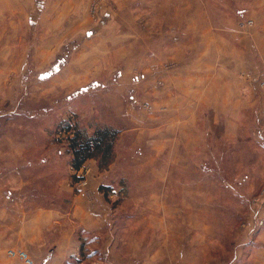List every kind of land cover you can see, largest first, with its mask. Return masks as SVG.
<instances>
[{
	"label": "rangeland",
	"instance_id": "rangeland-1",
	"mask_svg": "<svg viewBox=\"0 0 264 264\" xmlns=\"http://www.w3.org/2000/svg\"><path fill=\"white\" fill-rule=\"evenodd\" d=\"M182 1L165 9L153 0H46L44 11L59 13L51 35L49 23L31 32L19 14L23 0H0V173L19 166L27 193L13 197L27 194L37 201L27 200L29 208L56 204L58 212L38 223L52 256L45 249L33 264H259L264 0ZM201 3L220 28L208 38H221L222 48L191 46L200 35L189 36L185 51L153 48L181 7L193 17ZM166 11L172 19L160 20ZM52 36L58 44L37 62L36 42ZM173 69L186 78L175 87L167 83ZM228 70L232 90L222 83ZM64 121L89 135L116 131L108 163L96 155L77 176ZM81 183L102 202L93 206L107 219L99 231L73 217ZM64 229L67 252L56 250ZM7 250L3 264H24Z\"/></svg>",
	"mask_w": 264,
	"mask_h": 264
},
{
	"label": "crops",
	"instance_id": "crops-1",
	"mask_svg": "<svg viewBox=\"0 0 264 264\" xmlns=\"http://www.w3.org/2000/svg\"><path fill=\"white\" fill-rule=\"evenodd\" d=\"M10 1V0H7ZM45 1L46 0H23L25 4L21 5L22 11L19 12L20 17H23L25 19V23L27 27L33 32V30L37 29L38 27H42L44 24L49 23L50 28H49V33L51 35L56 34L59 28V13L58 11L54 15L53 9L49 12L46 8L45 9ZM164 2V8L165 9H170L172 8L173 2H179L180 0H153V2ZM22 2V3H23ZM152 2V1H151ZM188 0H184L181 3H187ZM53 3V2H52ZM166 3H168V6H166ZM26 5V10L25 11V16H24V7ZM167 7V8H166ZM188 6L185 5L181 7V11L179 16H174L177 20V24H169V27H164L163 31L159 30L162 34L164 33L162 38H159L158 41H156L158 44L162 43L163 46H154L153 48L160 49L164 47L165 50H168V48L172 50H179V51H185L187 48H189V36L190 35H200L199 37H195L194 43H191V46H194L196 49H210L213 51H218L219 48H222L221 46V38H218L217 40H212L211 38H208V34H216L220 32V28L218 27V24L216 25V22L213 21V17H211L210 12H207L204 9L203 3H201V6L199 7V11L192 17V15H188L186 12L183 11V8H187ZM244 12V10H242ZM241 12V11H240ZM239 12V13H240ZM159 16L160 20H169L172 19L173 13L171 11H166L164 13L160 14ZM41 25V26H38ZM232 27V24L230 27L226 28L224 31V26H222V32L228 31L229 28ZM43 28V27H42ZM55 30V31H54ZM227 34V33H226ZM204 35V37L202 36ZM53 39L43 41L40 40L36 43H38L37 46V56H40V58H37V62L39 60H43V56L45 55L44 48L45 46H48V49H51L54 44H58L55 37L52 36ZM199 42V43H198ZM227 44L229 43V40H226ZM52 43V46L50 44ZM225 43V42H224ZM209 44L212 45V47H209ZM51 47V48H50ZM261 55L264 57V49L260 51ZM219 53L216 54L215 60L218 61V63L223 64V59L218 56ZM229 61H231V65H233L234 58L233 57H228ZM229 66L228 64H225ZM43 66V64H41ZM262 67L264 69V63L262 64ZM59 69L57 70V67L55 69V73H58ZM169 78L167 79V83L171 87H175L176 83L180 81L181 79H184L186 81V78L182 76L181 73H177L174 69L170 71ZM52 76H54V70L52 69ZM233 73L232 71L228 70V75L225 80H223V84L231 87V90L234 88V81L233 80ZM174 89H170L169 91H172ZM187 91H191L186 88ZM169 91L165 92L168 93ZM219 96V91L218 95ZM229 108V107H228ZM214 112H220V109L218 107H213L212 108ZM231 110L234 111L235 109L231 107ZM176 113L175 111H173ZM19 167V166H18ZM17 166L15 167H10L9 170L7 171V175L3 176L0 173V178L3 179V182L0 183V193L3 195V197L0 198V225L3 228V237H1L2 240H0V253L2 251H5L6 248H19L24 250L29 257H31L34 261L36 260V263L39 262L37 261L38 258L41 257L40 253L42 251L45 252L46 247V241L44 240L42 236V231L38 225L39 221L43 219L44 221H52L55 220V215H58L57 207L56 204H51L49 207L42 208L40 206H35L34 210L29 208L27 205V200L31 201L33 200V197L29 198L26 195L27 198H21L22 195H17L16 197H13L15 193L13 191H17L19 193H27V191L21 192L22 190L19 189L24 183L25 177L21 174V172H16L14 170L19 169ZM11 169V170H10ZM13 169V170H12ZM20 170V169H19ZM78 171L73 170L75 174L78 176ZM15 172V173H14ZM16 182V185H13L12 181ZM81 180V179H80ZM82 185L77 186L75 190V197L73 198L72 202V207H73V217H76L78 221H80L83 230L87 231L84 228L89 229L88 231H99L100 229L105 227L107 224V219L102 220L101 219V213H98L93 209L94 204L99 202L102 206L101 201L93 200V195L89 194L86 188H84L83 185L85 183H81ZM34 201V202H33ZM31 203H37V201L33 200ZM40 199V203H41ZM23 211V214L21 215H14L11 212V208L13 212L17 211V207ZM98 209H102L101 207ZM64 220V219H62ZM60 220L57 223V229H60ZM68 221V220H66ZM55 222V221H54ZM53 225V224H52ZM264 228V227H263ZM65 233L66 238L58 240L56 245L61 246L62 248H56V250L60 251L62 249H65L66 252L67 250V244L70 243V234L71 231H67L66 229L63 230V235ZM7 237V238H5ZM16 237V238H15ZM259 240L261 243H263L264 247V230L263 233L260 234ZM76 244V242H73ZM50 253V257L52 256V251L46 249ZM103 255L106 257L109 256L106 251H101ZM2 254V253H1ZM259 258L260 260L258 261L259 264H264V248H262L259 251ZM46 254L45 256H47ZM46 260V259H45ZM47 261V260H46ZM3 264V261L1 259ZM61 263V262H60ZM13 264H20L18 261H13Z\"/></svg>",
	"mask_w": 264,
	"mask_h": 264
},
{
	"label": "trees",
	"instance_id": "trees-1",
	"mask_svg": "<svg viewBox=\"0 0 264 264\" xmlns=\"http://www.w3.org/2000/svg\"><path fill=\"white\" fill-rule=\"evenodd\" d=\"M59 131L67 136L72 151L70 165L73 170L78 171L88 159L100 154V163H108L116 131L106 127L89 135L65 121L61 123Z\"/></svg>",
	"mask_w": 264,
	"mask_h": 264
},
{
	"label": "built area",
	"instance_id": "built-area-1",
	"mask_svg": "<svg viewBox=\"0 0 264 264\" xmlns=\"http://www.w3.org/2000/svg\"><path fill=\"white\" fill-rule=\"evenodd\" d=\"M261 86L264 90V80L261 82ZM264 192V189H263ZM7 254L12 257H17L20 259L24 264H33L32 259L29 257V255L22 249H15V248H9L7 251Z\"/></svg>",
	"mask_w": 264,
	"mask_h": 264
}]
</instances>
